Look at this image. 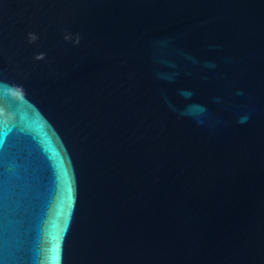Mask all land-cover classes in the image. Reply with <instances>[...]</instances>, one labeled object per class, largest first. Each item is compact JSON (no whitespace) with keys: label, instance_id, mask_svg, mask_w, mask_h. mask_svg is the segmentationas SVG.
<instances>
[{"label":"water","instance_id":"1","mask_svg":"<svg viewBox=\"0 0 264 264\" xmlns=\"http://www.w3.org/2000/svg\"><path fill=\"white\" fill-rule=\"evenodd\" d=\"M0 264H264V0H0Z\"/></svg>","mask_w":264,"mask_h":264},{"label":"clouds","instance_id":"2","mask_svg":"<svg viewBox=\"0 0 264 264\" xmlns=\"http://www.w3.org/2000/svg\"><path fill=\"white\" fill-rule=\"evenodd\" d=\"M39 58V57H38Z\"/></svg>","mask_w":264,"mask_h":264}]
</instances>
